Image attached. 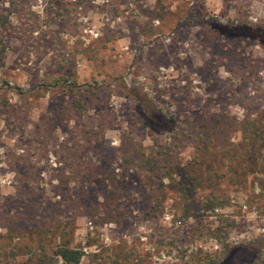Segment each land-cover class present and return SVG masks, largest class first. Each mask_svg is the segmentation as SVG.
Returning a JSON list of instances; mask_svg holds the SVG:
<instances>
[{"label":"rangeland","instance_id":"1","mask_svg":"<svg viewBox=\"0 0 264 264\" xmlns=\"http://www.w3.org/2000/svg\"><path fill=\"white\" fill-rule=\"evenodd\" d=\"M12 5L0 32V264H64L59 247L81 250L79 264H221L224 245L264 264V149L249 174L221 167L223 152L243 151L242 121L264 110V47L200 23L264 25V0H0V13ZM152 109L177 130L146 128ZM204 125L213 144L181 142ZM206 161L230 201L213 213L200 210L210 189L184 200L168 176Z\"/></svg>","mask_w":264,"mask_h":264},{"label":"trees","instance_id":"2","mask_svg":"<svg viewBox=\"0 0 264 264\" xmlns=\"http://www.w3.org/2000/svg\"><path fill=\"white\" fill-rule=\"evenodd\" d=\"M14 6H10V9L7 12L0 13V32L3 33V30L8 26V18L14 13ZM202 25H207L215 35L220 36L222 38L229 39H242L246 41L254 42L262 47H264V25H250L244 22L232 24V25H222L220 23L215 22H206L201 21ZM5 52L4 38L0 36V59H2ZM7 88L10 86L7 83H4ZM88 98L84 101L87 102ZM142 101V99H139ZM153 110V109H152ZM8 114V105L4 104L0 106V116L5 118ZM144 124L146 128H148L151 132L155 134L160 133H168L171 131H176V119L173 114L162 113L161 111L153 110L148 116L143 118ZM214 125L202 126L201 130L197 133V135H184L181 139V142H187L189 140V136H193V141L197 142L196 149L201 152L203 148V143L213 144V136L214 132L212 129ZM240 132L242 133V142L241 148L243 151L239 153H228L223 152L224 161L222 163V169L225 167L230 168V166L236 167L241 171H245L247 174L250 171V168L253 164H257V162L261 161V149H264V110L256 115L254 119L247 118L242 121ZM205 149H209L207 146ZM166 154V153H165ZM169 155V153H168ZM156 158V154L151 156ZM150 157L149 161H147L150 166L152 163V158ZM247 158L249 160H254L256 162H251L249 164H243L244 160ZM251 158V159H250ZM254 158V159H252ZM157 159V158H156ZM206 170L203 173L201 168L196 165V162L189 163L186 167L180 168L175 167L169 168L171 175L172 171L176 173L178 179L175 182V188L179 191V194L183 196L184 200H187V193L190 191H198L201 189H210L209 193L202 198L200 209L204 212H215L217 210H222L227 207L230 203L229 199L224 197H218L215 193V187L219 184L218 179L222 178L224 175H220L221 177L213 176L215 172V167L213 161H206ZM246 162V161H245ZM166 165L167 163H161L160 161L153 165ZM205 165V164H204ZM168 169V170H169ZM206 174V175H205ZM236 177L239 175V171H235ZM249 174V173H248ZM200 175L204 176L201 177ZM218 176V175H217ZM171 178V177H170ZM190 208H187L186 212H189ZM108 214H112V211L107 210ZM189 214V213H188ZM116 218H112V222L120 223V217L118 214ZM119 217V218H118ZM215 235L217 238L219 236L225 237L227 234L222 232L220 229L215 231ZM220 240V239H219ZM222 240V239H221ZM224 242V241H223ZM222 242V243H223ZM225 244V243H224ZM225 249H229L225 261L221 264H247L252 262L251 259H256L257 255L253 252L251 253L246 247H229L228 245H224ZM55 255L61 259L64 264H79L81 257L83 255L81 250L78 249H70L67 247H59L55 252ZM255 256V257H254ZM214 263V259L212 256L208 257L205 262H201V264ZM39 264H46L44 262H39Z\"/></svg>","mask_w":264,"mask_h":264}]
</instances>
